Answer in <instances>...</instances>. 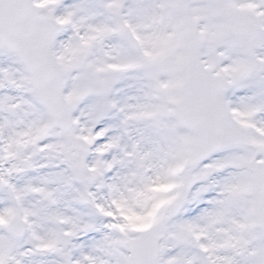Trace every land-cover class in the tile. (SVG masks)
<instances>
[{
	"label": "snow or ice",
	"instance_id": "obj_1",
	"mask_svg": "<svg viewBox=\"0 0 264 264\" xmlns=\"http://www.w3.org/2000/svg\"><path fill=\"white\" fill-rule=\"evenodd\" d=\"M0 264H264V0H0Z\"/></svg>",
	"mask_w": 264,
	"mask_h": 264
}]
</instances>
